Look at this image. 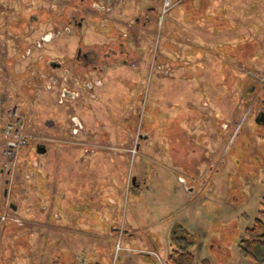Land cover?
<instances>
[{"label": "rangeland", "instance_id": "obj_1", "mask_svg": "<svg viewBox=\"0 0 264 264\" xmlns=\"http://www.w3.org/2000/svg\"><path fill=\"white\" fill-rule=\"evenodd\" d=\"M171 1L0 0V264H252L264 0Z\"/></svg>", "mask_w": 264, "mask_h": 264}, {"label": "trees", "instance_id": "obj_2", "mask_svg": "<svg viewBox=\"0 0 264 264\" xmlns=\"http://www.w3.org/2000/svg\"><path fill=\"white\" fill-rule=\"evenodd\" d=\"M188 235L189 233L182 226L177 225L176 229H173L170 234L172 246L175 243L184 242L185 244ZM185 246H180L178 249L172 248L168 253L166 264H194L195 255ZM238 247L240 254L250 260L252 264H264V196L260 201L257 217L252 225L245 228ZM203 264H208L206 259L203 260Z\"/></svg>", "mask_w": 264, "mask_h": 264}, {"label": "built area", "instance_id": "obj_3", "mask_svg": "<svg viewBox=\"0 0 264 264\" xmlns=\"http://www.w3.org/2000/svg\"><path fill=\"white\" fill-rule=\"evenodd\" d=\"M173 4L171 0H162L160 19ZM5 124L2 132V141L7 159L11 161L16 152L28 144L29 135L23 130L19 118H16L15 121H7ZM161 264L163 263L161 262Z\"/></svg>", "mask_w": 264, "mask_h": 264}, {"label": "flooded vegetation", "instance_id": "obj_4", "mask_svg": "<svg viewBox=\"0 0 264 264\" xmlns=\"http://www.w3.org/2000/svg\"><path fill=\"white\" fill-rule=\"evenodd\" d=\"M136 11L137 10H139V8L137 7V9H135ZM150 10V9H149ZM152 11H147V14H150ZM145 15V19L146 20H148V18H149V16L148 15ZM135 20L138 22L139 21V18L138 17H135ZM145 23H146V21H145ZM79 25H80V23H79ZM92 57V55H90V53L88 52V51H86V52H81V49H77V52H76V61L77 62H79V63H82L80 60H83L84 62H85V60H87L89 57ZM122 61H125V62H128V63H132V62H134V60H132V61H128V60H126V59H122ZM87 63V62H86ZM51 66H53V67H55V68H58V67H60V65L59 64H56V63H51ZM262 111V110H261ZM261 111H259V112H257V114H256V116L261 112ZM256 116H255V118H256ZM254 118V119H255ZM143 135H139V137H142ZM218 167H216V170L214 171V172H216V171H218ZM208 173H210V172H208Z\"/></svg>", "mask_w": 264, "mask_h": 264}, {"label": "water", "instance_id": "obj_5", "mask_svg": "<svg viewBox=\"0 0 264 264\" xmlns=\"http://www.w3.org/2000/svg\"><path fill=\"white\" fill-rule=\"evenodd\" d=\"M255 122L258 124H264V111H261L255 118ZM46 150L44 145H37L36 152L37 153H44ZM134 180V178H133ZM12 206V205H11ZM13 207V206H12ZM14 208V207H13Z\"/></svg>", "mask_w": 264, "mask_h": 264}, {"label": "crops", "instance_id": "obj_6", "mask_svg": "<svg viewBox=\"0 0 264 264\" xmlns=\"http://www.w3.org/2000/svg\"><path fill=\"white\" fill-rule=\"evenodd\" d=\"M167 256H168V254H167Z\"/></svg>", "mask_w": 264, "mask_h": 264}]
</instances>
